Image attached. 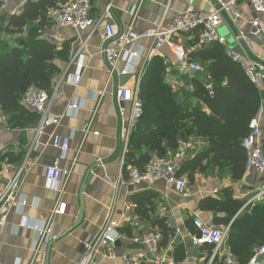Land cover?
<instances>
[{
    "label": "crops",
    "instance_id": "crops-1",
    "mask_svg": "<svg viewBox=\"0 0 264 264\" xmlns=\"http://www.w3.org/2000/svg\"><path fill=\"white\" fill-rule=\"evenodd\" d=\"M227 1L94 0L92 15L98 20L103 16L107 5L112 3L115 20L120 29L133 24L139 33H144L159 26L172 25L188 8L193 7L203 14H211L218 9L220 2ZM17 6L18 2L12 1L8 11ZM240 9L244 18L237 23L228 20L220 28V34L226 38L228 49L264 59V42L252 38L243 42L238 38L239 32L250 31V23L256 18V14L246 2H241ZM86 35L87 32L59 28L55 23L47 26L43 34V38L58 47L67 45L71 50L68 63L62 64L58 61L62 74L55 81L54 87L58 88V94L49 107V113L52 116H63L69 104L76 99L87 100L85 107L80 109L77 115L64 117L58 128L45 127L39 131L40 121L25 129H16L9 124L0 123V154L19 157L14 163L6 161V164L13 169L27 165L21 188V194L26 198L27 204L20 213L16 206L13 207L7 226L0 235L2 263L15 264L21 261L22 264H75L85 256L87 244L97 237L111 217L119 222L121 232L132 233L130 239L148 231H156L153 222L164 220L173 233L168 245L161 246V254L165 259L163 264H210L214 257L213 250L208 246H194L191 238L194 230L190 223L192 219L200 218L206 224L214 225L215 216L200 211L203 199L210 196L224 199V192H228L233 200L242 204V212L264 188V174L246 172L242 180L235 181L230 162L226 161L223 168H213L210 158L203 164L205 170L196 173L198 175H194L193 181L188 174L183 176L190 182L189 190L183 194L177 192L166 180H160L154 185H125L117 188L115 184L124 174L126 131L131 119V104H126V111L122 114L117 91L119 88L139 90L141 72L149 64L147 52L152 42L146 39L139 42L146 52L139 59L133 74L121 75L127 68V63L121 61L116 75L109 81L106 61L101 55L106 43L101 37V32L97 31L82 51V77L80 82L74 85L70 80L77 72L78 60L73 64L71 60ZM52 37H55V40H51ZM194 38L182 36L177 41L192 49L197 46H193ZM20 39L19 35L2 36V40L11 48H15ZM161 55L169 61V64L165 65L164 82L173 89L176 98L185 107L196 105L197 101L190 96V92L193 90L192 80L198 74L181 73L169 48H164ZM102 91H105V96L99 103L98 97L93 94ZM261 93L262 107L258 119L264 144V87ZM92 119L91 130L85 136L83 130ZM53 133L71 138L70 159L63 163L62 167L69 170L75 159L77 162L66 192L61 198L63 213L53 218L54 238L50 244H42L39 250L34 252L36 232L27 226L48 221L58 201L57 192L49 189L45 176L46 168L59 154L50 140ZM207 147L204 139L191 137L185 150L168 151L165 158L176 164L179 170L185 161L193 159ZM13 176V173L1 172L0 187ZM142 195L153 197V207L148 217L137 215L133 205L134 197ZM128 207L131 209L127 210ZM130 239L117 245L116 260L101 257L97 264H126L121 259L123 256L145 251L142 247L135 246ZM179 248L184 251V259L177 262L174 253ZM229 251L226 246L215 256L212 264H225ZM104 252L109 253L107 249H104ZM261 262L264 264V256L261 257Z\"/></svg>",
    "mask_w": 264,
    "mask_h": 264
},
{
    "label": "trees",
    "instance_id": "trees-1",
    "mask_svg": "<svg viewBox=\"0 0 264 264\" xmlns=\"http://www.w3.org/2000/svg\"><path fill=\"white\" fill-rule=\"evenodd\" d=\"M69 1L32 0L17 15L3 12L0 3V111L16 129H25L40 121L38 113L22 104L28 90L36 88L52 93L57 77L62 74L58 63L66 64L70 60L69 46L60 48L43 38L45 28L54 24L48 17L49 11ZM3 35H19L21 39L11 48L2 40ZM193 36V46H200L191 54V59L204 69L192 80L190 96L197 104L185 107L178 101L173 89L164 82L163 58L155 56L146 67L139 87L143 116L129 141L124 165L126 175L129 168L143 170L154 154L165 158L168 151L179 150L181 143H188L191 137L204 139L208 147L185 161L178 176L188 174L193 181L196 173L205 170L203 164L210 158L213 168H223L226 161L230 162L235 181L242 180L246 174L247 157L242 142L248 136L251 121L260 113L261 90L239 64L227 57L224 46L201 45L199 33ZM17 158L0 154V173L6 161L14 163ZM224 195V199L206 197L200 211L213 214L217 227L231 225L226 245L240 264H247L264 243V201L253 202L241 212L242 204L228 192ZM133 205L137 215L148 217L153 197L135 196ZM191 221L192 233L197 234L194 220ZM153 225L162 233L161 246L166 247L172 230L164 220H156ZM125 234L132 236L130 231ZM174 257L177 262L184 259L182 248L175 251Z\"/></svg>",
    "mask_w": 264,
    "mask_h": 264
},
{
    "label": "built area",
    "instance_id": "built-area-1",
    "mask_svg": "<svg viewBox=\"0 0 264 264\" xmlns=\"http://www.w3.org/2000/svg\"><path fill=\"white\" fill-rule=\"evenodd\" d=\"M12 1H17L18 6L11 10L10 13L17 15L21 12L25 4L32 0H0L3 12L9 10ZM241 2H246L250 6L251 10L256 14V18L250 23V31L247 33L239 32L238 38L243 42L248 38L264 42V0H228L227 2H220L218 9L211 14H203L191 7L179 15L172 25L167 27L159 26L155 29L147 30L144 33H139L133 24L127 26L125 29H120L115 20L112 3L107 5L103 16L98 20L92 15L93 6L91 0H71L68 3L61 4L57 8L50 10L48 17L59 28H71L78 32H87L86 37L81 42V47L73 54L71 60L72 64L78 60L77 72L70 80L74 85H77L82 77V51L97 31L101 32V37L106 43V46L101 51V55L106 61L110 76L109 81L116 75L118 65L121 61L127 63V68L121 72V75H130L136 71L135 67L139 59L146 52L139 44L144 39L152 42L147 52L149 62L155 56L162 58L161 51L164 48H169L175 57L176 64L181 73H203V66L199 62L191 59V54L200 45L188 49L177 41L182 36H193L198 32L201 45L220 44L224 46L227 57L239 64L253 84L261 90L264 87V59L261 57L253 58L246 53L228 49L226 38L220 34V28L225 22L230 20L233 23H237L244 18V14L240 9ZM50 39L55 40V37ZM163 60L165 65L169 64L168 60L164 58ZM144 70L145 68H143L141 76ZM57 94L58 88L55 87H53L52 93L32 88L28 90L22 100L24 108L40 115L39 131H42L45 127H60L64 117L77 115L79 110L86 105L87 100L76 99L69 104L63 116H52L49 113V107L56 99ZM93 96L98 97L100 103L105 96V91L99 93L94 92ZM117 99L121 106L122 114L126 111V104H131V119L126 131L127 146L125 152L127 153L134 128L138 120L143 116V102L140 99L139 90L134 91L129 88H119L117 91ZM8 121V117L0 115V123L8 124ZM92 124L93 119L83 130L85 136L89 134ZM50 140L52 145L58 149L59 154L53 160L52 164L46 168L45 176L49 189L57 192L58 201L48 221L40 225L27 226L36 232V240L33 244L34 252L38 251L42 244H50L54 238L53 218L63 213L61 198L66 192L70 176L77 162L75 159L69 170L62 167L63 163L70 159L72 152L70 136L61 137L53 133ZM242 145L247 157L246 172L264 174V144L258 117L251 121L248 136L243 140ZM187 147L188 143H181L180 145V149L182 150H185ZM3 171L8 174L13 173L14 176L8 179L4 186L0 187V235L7 226L8 218L13 207L16 206L17 211L20 213L22 208L27 204L26 198L21 194L24 177L27 173V165L23 164L20 168L13 169L12 166L5 164ZM178 171L176 164L154 154L143 170L129 168L128 174L125 175L124 173L121 180L115 185L117 188L125 185L138 187L154 185L160 180H166L170 185L175 187L177 192L183 194L189 190L190 182L188 178L178 176ZM263 199L264 188L252 201L260 202ZM130 209V207L127 208V210ZM193 224L197 231V234L191 235L193 245L212 247L214 260L215 256L226 248L231 226L222 228L209 225L200 218H194ZM119 229V222H116L110 217L97 237L87 244L85 256L75 264H97V260L101 257L107 260H116L118 258L115 253L117 245L121 241L130 239ZM130 240L135 246L142 247L145 251L131 256H123L121 259L126 264H163L165 262L161 254V242L163 240L161 232L148 231ZM104 249H107L109 253H105ZM263 256L264 243L255 250L247 264H262L261 257ZM213 260L210 264H212ZM0 264H3L1 258ZM15 264H22V262L17 261ZM225 264L240 263L229 251L225 257Z\"/></svg>",
    "mask_w": 264,
    "mask_h": 264
},
{
    "label": "water",
    "instance_id": "water-1",
    "mask_svg": "<svg viewBox=\"0 0 264 264\" xmlns=\"http://www.w3.org/2000/svg\"><path fill=\"white\" fill-rule=\"evenodd\" d=\"M21 43H23V41H21ZM50 249V248H49Z\"/></svg>",
    "mask_w": 264,
    "mask_h": 264
},
{
    "label": "rangeland",
    "instance_id": "rangeland-1",
    "mask_svg": "<svg viewBox=\"0 0 264 264\" xmlns=\"http://www.w3.org/2000/svg\"><path fill=\"white\" fill-rule=\"evenodd\" d=\"M17 2V1H16Z\"/></svg>",
    "mask_w": 264,
    "mask_h": 264
}]
</instances>
